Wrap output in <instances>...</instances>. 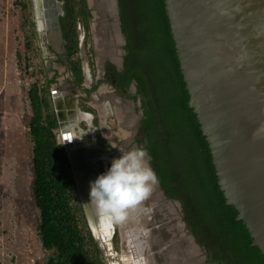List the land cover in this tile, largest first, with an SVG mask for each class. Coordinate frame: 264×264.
Returning a JSON list of instances; mask_svg holds the SVG:
<instances>
[{"label": "trees", "instance_id": "16d2710c", "mask_svg": "<svg viewBox=\"0 0 264 264\" xmlns=\"http://www.w3.org/2000/svg\"><path fill=\"white\" fill-rule=\"evenodd\" d=\"M60 26L77 84L85 74L80 52L79 24L90 37L91 10L87 0H60ZM25 6V5H24ZM125 55L121 70L105 66L106 81L126 93L135 82L143 111L142 129L151 166L165 195L178 200L187 224L216 264H264V253L239 211L227 203L219 183L210 143L190 93L178 56L165 0H118ZM40 73L45 74L42 69ZM36 81L29 89L33 141L32 193L39 211L38 234L52 255L46 264H107L81 202L68 153L58 139L59 121L49 85ZM85 111H95L86 107ZM94 118V124H98ZM101 145L107 139L97 136ZM114 243L118 242L115 232Z\"/></svg>", "mask_w": 264, "mask_h": 264}, {"label": "water", "instance_id": "95a60500", "mask_svg": "<svg viewBox=\"0 0 264 264\" xmlns=\"http://www.w3.org/2000/svg\"><path fill=\"white\" fill-rule=\"evenodd\" d=\"M87 2L91 10L92 28L95 10L89 0ZM165 2L190 93V105L198 114L210 143L219 183L227 203L238 209V219H242L250 230L253 244L259 246L264 253V128L261 127L264 126V0ZM34 4L36 11L43 17L44 25L46 24L42 28L37 22L44 46L50 52L62 53L68 63L66 41L60 26L63 2L34 0ZM113 8L116 34L118 40L121 38L125 45L118 0H113ZM47 26L49 30H46ZM123 51L125 54L124 49ZM95 52L98 58L97 51ZM123 58L124 56L119 68L123 66ZM74 87L78 89L76 85ZM65 105L56 106L63 145L68 153L89 226L99 240L94 233L93 224L98 226L100 219L92 206L88 205L91 189L89 179H96L98 176H88L87 173L90 160L94 162L97 156L89 159L79 150L78 145L88 140L86 133L83 139H78L77 146L67 143L66 137L84 133L78 122L81 115L86 113L75 109L79 115L77 119H64L65 114L62 113L66 111ZM68 123L75 125L69 127ZM157 187L166 202L178 206L177 218L197 252H205L184 218L181 203L167 197L159 184ZM143 236L146 237L145 234ZM155 254H150L149 257L158 258V254Z\"/></svg>", "mask_w": 264, "mask_h": 264}, {"label": "rangeland", "instance_id": "374dc122", "mask_svg": "<svg viewBox=\"0 0 264 264\" xmlns=\"http://www.w3.org/2000/svg\"><path fill=\"white\" fill-rule=\"evenodd\" d=\"M33 1L0 0V264H46L52 255V251L42 246L38 234L39 211L32 193L33 141L29 126L33 113L29 89L34 82L38 81L44 85L46 79L50 78L52 83L49 88L65 84L64 78H68L70 74L67 62L61 64L58 61L59 57L64 59V55L52 53L44 46L37 27ZM78 29L80 32L78 55L82 59L86 79L82 88L76 90V95L83 96L84 89L89 88L92 90L94 105L100 103L103 106L107 122L106 120L102 123L98 122L94 125L95 128L99 127V123L103 127L108 124L112 130L117 131L114 104L124 105L130 112L133 122L126 130L119 120L120 129L117 131L119 138L122 140L123 135L125 138L129 137L125 139L127 142L122 148L125 151L128 147V150L137 146L144 147V144H139L135 137L141 112L138 98H131L134 91L130 92L128 98L119 97L115 95L113 87L103 82L104 65L107 62L119 65L124 56V44L121 38L116 46V58L112 60L110 57H104L100 62L101 59L96 57L91 25L90 37L87 40L82 24H79ZM42 69L45 70V74L40 73ZM63 90L68 92L65 88ZM50 99L54 108L55 98L50 95ZM110 99L114 100V104ZM86 107L87 105H84L83 110ZM92 118L80 117L78 126L81 129L88 126L94 129ZM56 133L59 141L63 143L60 127ZM155 187L157 188V185ZM163 202L166 200L163 199ZM172 205L179 215L178 206ZM120 224L121 222H114V230L118 233L116 244L113 241L115 233L112 234V238H107V241H100L99 238L105 252L106 263L125 264L124 256L136 258L140 255L147 260L154 251H150L148 246H145L137 249L138 253L132 245H129L128 238L123 236ZM139 238L143 239L144 236ZM196 258L197 264H216L209 261L206 252L197 253Z\"/></svg>", "mask_w": 264, "mask_h": 264}, {"label": "bare ground", "instance_id": "6f19581e", "mask_svg": "<svg viewBox=\"0 0 264 264\" xmlns=\"http://www.w3.org/2000/svg\"><path fill=\"white\" fill-rule=\"evenodd\" d=\"M89 3L95 10L92 21V33L96 43L95 50L97 51L98 59L104 57L114 59L117 54L116 46L118 45V37L116 34V17L113 8V0H89ZM34 9L36 22L39 21L40 27H46L43 17L36 11L35 6ZM46 30H49L48 26ZM58 92L60 91L58 90ZM65 94H67V92L63 90L60 97L64 99H57V103L61 100H63V102L66 100L67 102V97L64 96ZM58 104H60V102ZM117 110L120 124L125 126L126 129L129 128L133 122L129 114L130 112L126 107H119V105H117ZM66 111L65 114H67V119L74 120L79 116L77 112H73L72 110ZM81 117L82 119H89L91 118V114H82ZM67 125H69V127H74L75 124L68 123ZM80 136L79 134L73 135L72 139L68 140L67 143L71 146H77L80 140L79 138H81ZM119 155L120 154H118V156ZM93 181H95L94 178L91 179V182ZM157 188L154 186L152 192L145 201L134 210H129L127 219L123 221L121 225L123 236L128 238L129 245H132L136 251L137 249L143 248V245L148 246L150 251H154L153 254L156 253L155 256L158 254L157 261L153 257H149L146 260L140 255L136 258L124 256L123 259L125 264H197L198 259L196 258V254L198 252L195 245L187 237L185 229L180 224L175 212L176 209L173 207L174 205L163 202V196ZM93 228L95 235L102 241H107V238H110L115 231L114 222L101 219L98 226L93 224ZM143 234H145L146 237L140 239L139 237H142ZM137 252L139 253V251Z\"/></svg>", "mask_w": 264, "mask_h": 264}, {"label": "clouds", "instance_id": "9594fccd", "mask_svg": "<svg viewBox=\"0 0 264 264\" xmlns=\"http://www.w3.org/2000/svg\"><path fill=\"white\" fill-rule=\"evenodd\" d=\"M121 151L111 167L91 182L88 204L99 219L115 223L125 221L129 210L145 201L159 183L146 148L137 146Z\"/></svg>", "mask_w": 264, "mask_h": 264}, {"label": "flooded vegetation", "instance_id": "af4514ba", "mask_svg": "<svg viewBox=\"0 0 264 264\" xmlns=\"http://www.w3.org/2000/svg\"><path fill=\"white\" fill-rule=\"evenodd\" d=\"M58 61L61 64H64L65 58L63 59V58L59 57L58 58ZM66 64H67V67H68V72L70 74L68 78L65 77L66 78L65 79L66 82H64V83L66 85L65 84L64 85L63 84L62 85L58 84V85H55L54 87H51L50 88L51 95L55 98V101H54V106H55L54 107V110H55V112H56V106L57 105L59 107H61V106H64L66 104L65 105L66 106V110L67 111L72 110L73 112H76L75 109H77V110L79 109V110L82 111L83 108H84V105H87V107H90V108H92L95 111L94 113H90L88 111L83 110L84 113L92 114V117H93L92 118L93 119L92 126L94 127V125H95L94 124V118L95 117H97L98 118V121L100 123H102V121L106 120V115L104 114V111H103L104 108H103V106L99 105L100 103H98V106H97V104L94 105V103H92L93 102L92 95H91L92 90H90L89 88H85L84 89L85 94L83 96H79L78 97L76 95L77 94L76 93L77 92L76 91L77 89L74 86L76 85L78 88H82V86L84 85V82H85V79L86 78H84V82L82 84H77L76 78H75V76H74V74H73V72L71 70V67H70L69 62L66 63ZM113 64H115L118 67L119 70H121L123 68V66H122V68H119V66L116 63H113ZM105 66H106V64L104 65V72H103V77L104 78H103V82L104 83H107L111 87H113L110 83H108L106 81ZM49 80L52 81L51 78ZM63 88H65L66 90H68L67 94L64 95V96L67 97V102L68 103L66 102V100L64 102H63V100H61V101H59L60 104H58L59 102L57 103V99H60L61 98L60 96H61V92L63 91ZM113 89L116 92L115 95L117 94L119 97L120 96L121 97H125V98L130 97V94H131L130 92L132 90L134 91V94L132 95L131 98H134V96H136V94H137V89H136V83L135 82H133L130 85V87L128 88V90H127L126 93H123L122 90L120 88H117V87H113ZM58 90L60 92H58ZM57 93H59V94H57ZM61 99H64V98H61ZM110 101L112 102V104H114V100L113 99H110ZM138 101H139V110L141 112V117H140V120H138V124H137V127H136L137 135L135 137H136V141L139 144L143 143L144 144V148H146L145 147V142L146 141L144 139L145 138L144 137V130L142 129V125H143V122H142L143 111H142V108H141V101H140V98L139 97H138ZM69 104H70V106H69ZM72 105H75V107H73ZM119 107H125V106L124 105L123 106L122 105L121 106L119 105ZM80 108H82V109H80ZM113 109H114V113H115L116 122L118 123L116 125V129L118 131V129H120V128H118V125H119V116H118V110H117V105L116 104H114V108ZM62 114L64 115L65 112H63ZM56 115H57V113H56ZM63 117H64V119H66L67 118V114H65V116H63ZM106 122H107V120H106ZM100 123H99V127H97V128L94 127V129H92L89 126L86 127L85 129L83 128L82 131L84 133L83 134L81 133V138H79V139H83V135L85 134L86 131H88V132H86L85 135L89 139L87 140V142L84 141L83 144L78 145L79 150L82 151L83 153H85L86 156H87V158H89V159L91 157H93V156L94 157L97 156V158L94 160V162H92V160H90V162H89V165L90 166L87 169L88 170L87 173H89L88 176L90 174L92 176H94V174L97 175V176H99L100 174L105 173L111 167V162L114 159L119 158V156L122 155V151L121 150H123L122 147L126 143V140L125 139L127 137L125 138L124 135H123V139L121 140V138H119L118 132L115 131V130H112L111 126H109L107 124V125H105L103 127ZM93 130H95V131L93 132ZM99 135H101V137H103V138H105V139L108 140V142H109V146L108 147H105V146L101 145V143L97 140V136H99ZM128 148H126L125 151L128 150ZM118 154H120V155L118 156ZM89 180H91V179H89ZM207 258H208V255H207Z\"/></svg>", "mask_w": 264, "mask_h": 264}, {"label": "snow or ice", "instance_id": "6c2138e0", "mask_svg": "<svg viewBox=\"0 0 264 264\" xmlns=\"http://www.w3.org/2000/svg\"><path fill=\"white\" fill-rule=\"evenodd\" d=\"M72 139V137L71 136H69V137H66V140H71Z\"/></svg>", "mask_w": 264, "mask_h": 264}]
</instances>
